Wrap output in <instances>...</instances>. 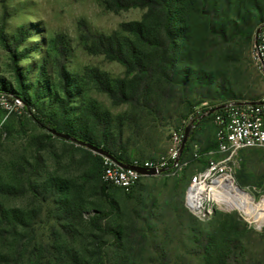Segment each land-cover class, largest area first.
Here are the masks:
<instances>
[{
  "label": "trees",
  "instance_id": "obj_1",
  "mask_svg": "<svg viewBox=\"0 0 264 264\" xmlns=\"http://www.w3.org/2000/svg\"><path fill=\"white\" fill-rule=\"evenodd\" d=\"M100 1L114 11L144 9L140 19L123 22L110 33L89 31L82 37L86 51L123 67L120 77L90 66L70 71L69 43L64 36L56 35L46 42L33 83L26 84L25 73L17 62L27 50L18 53L16 48L27 33L19 28L8 40L0 30V42L9 53L16 82V87L0 82V95L11 102L19 99L23 114L48 132L33 138L32 161L23 158L10 167L8 177L0 174V264H103L107 233L123 253L126 239L120 225L101 227L100 221L117 210L114 191L109 190L117 188L129 194L132 189L125 192L102 183V155L78 143L96 146L126 165L134 158L153 159L150 152L158 126L170 119L179 121L202 102L219 100L192 119L195 124L181 158L189 150L201 119L213 121L220 108L210 112L211 109L242 97L245 74L239 60L242 52L248 51L251 63L249 49L255 30L264 24V0ZM88 89L128 108L113 113L87 95ZM50 130L65 135L55 138L92 159L97 194L108 202L109 210L88 211L85 216L90 203L82 196V185L55 171H42L39 151L45 148V140L54 138ZM214 132L215 124L213 139L199 150L201 158L207 159L202 153L215 146ZM189 157L191 162L201 161L193 157V152ZM146 177L152 175L139 181ZM23 196L29 199L24 206L5 203L6 199ZM46 204L53 205L62 231L50 233L47 248H37L35 224ZM183 207L187 210L184 203ZM193 216H189L190 239L200 253V264H264L249 250L254 231L246 228L236 214L216 211L210 224L202 226L194 223ZM85 226L99 231L89 241L90 250L72 244Z\"/></svg>",
  "mask_w": 264,
  "mask_h": 264
},
{
  "label": "rangeland",
  "instance_id": "obj_2",
  "mask_svg": "<svg viewBox=\"0 0 264 264\" xmlns=\"http://www.w3.org/2000/svg\"><path fill=\"white\" fill-rule=\"evenodd\" d=\"M143 13L144 9L140 8L114 11L100 0H0V30L8 40L19 28L27 33L25 40L16 48L18 53L23 49L27 50L26 56L17 62L25 73L26 84L33 83L46 42L56 35L64 36L69 43L67 67L70 71L76 72L90 66L112 77H120L123 76V67L100 54L86 51L82 37L89 31L110 33L123 22L140 19ZM8 56V51L0 42V82L16 87ZM239 62L245 74V85L242 97L235 99L260 97L264 93V78L254 71L249 62L248 51L242 52ZM86 92L113 113L128 108L127 105L113 104L105 94L93 89ZM15 100L11 102L4 95H0V174L5 177H8L10 167L21 163L23 158L32 161L33 138L48 133L35 126L30 116L23 114V103L20 100L19 104L15 103ZM229 101L232 100L224 102ZM218 102L219 100L202 102L179 121L170 119L158 126L153 134L155 140L151 156L155 158L166 155L171 132L187 126H190V131L195 124L192 119ZM201 121L198 131L189 143V150L181 155L182 159L188 160V164L180 173L175 176L159 174L143 178L129 194L117 188L109 190V193L114 191L117 210L101 220L100 225L103 227L110 223L119 224L126 243L121 253L122 250L114 243L111 234H105L106 243L103 249L106 256L103 264H200V253L190 239L189 216L193 215L183 207V191L189 178L201 168L206 159L200 157L201 161L198 159L191 162L190 152L195 149L199 151L213 139V121L205 118ZM53 137L45 140V148L39 151L42 171H55L82 185V196L90 203L86 206L85 216L90 213L88 211L109 210L108 202L97 194L98 183L91 174L92 159L83 152L64 145L55 138L56 135L53 134ZM233 177L235 183L246 190L254 201H264V148L239 150L234 159ZM28 201L23 196L6 199L5 203L8 206H24ZM216 211L236 214L246 228L254 231L249 238V250L255 259L264 263V203L262 212L257 216L243 213L237 207L225 208L221 205L216 207L210 218L201 220L193 216V221L201 226L208 225ZM53 231L62 230L57 225L53 205L46 204L35 224V246L47 248L50 233ZM93 235H99V231L85 226L72 244H80L90 250Z\"/></svg>",
  "mask_w": 264,
  "mask_h": 264
},
{
  "label": "built area",
  "instance_id": "obj_3",
  "mask_svg": "<svg viewBox=\"0 0 264 264\" xmlns=\"http://www.w3.org/2000/svg\"><path fill=\"white\" fill-rule=\"evenodd\" d=\"M249 57L254 69L264 78V24L254 34ZM15 103L19 104V99ZM213 122L215 146L202 153L207 157L206 162L189 178L183 196L186 209L201 220L210 218L216 207H224L221 201L224 192L222 183L226 180L235 183L234 159L238 151L243 148H264V93L255 101L225 103L214 113ZM183 134L184 127L171 132L166 155L153 159L134 158L128 164L130 167L123 168L102 155L101 182L129 192L146 176L136 168H154L158 172L156 175H177L188 164V160L180 158ZM200 155L197 149L193 151V157L199 158Z\"/></svg>",
  "mask_w": 264,
  "mask_h": 264
},
{
  "label": "bare ground",
  "instance_id": "obj_4",
  "mask_svg": "<svg viewBox=\"0 0 264 264\" xmlns=\"http://www.w3.org/2000/svg\"><path fill=\"white\" fill-rule=\"evenodd\" d=\"M224 190L221 201L225 208L230 206L237 207L239 211L251 216H257L263 210L264 201L260 199L258 202L254 201L253 197L240 188L237 184L226 180L222 183Z\"/></svg>",
  "mask_w": 264,
  "mask_h": 264
},
{
  "label": "water",
  "instance_id": "obj_5",
  "mask_svg": "<svg viewBox=\"0 0 264 264\" xmlns=\"http://www.w3.org/2000/svg\"><path fill=\"white\" fill-rule=\"evenodd\" d=\"M258 30H259V27L256 28L254 34H256V33L258 32ZM223 106H224V104H222V105H220V106H218V107H215L214 109H211L210 112H212V111H214V110H216V109H218V108H221V107H223ZM189 128H190V126H187V127L184 129V134H183L182 141H181V144H180V151L183 149L184 144H185V142H186V139H187V136H188ZM50 133H52V134H54V135H56V136H59V137H65V135H63V134H61V133H58V132H55L54 130H50ZM78 144L87 147L88 149L92 150V151L95 152V153H98V154H100V155L107 156V157L111 158L113 161L116 162L117 165H119V166H121V167H123V168L130 167L129 165H126V164H122V163L117 162L112 156L106 154L103 150H101L100 148H97L96 146H93V145H91V144H89V143H82V142H79ZM136 169H137L140 173H142V174H146V175H156V174L158 173L157 170L154 169V168H149V169H145V168H136Z\"/></svg>",
  "mask_w": 264,
  "mask_h": 264
}]
</instances>
